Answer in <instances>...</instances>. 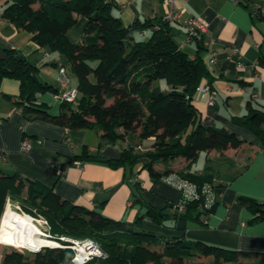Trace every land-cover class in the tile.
I'll return each mask as SVG.
<instances>
[{"label":"trees","instance_id":"obj_1","mask_svg":"<svg viewBox=\"0 0 264 264\" xmlns=\"http://www.w3.org/2000/svg\"><path fill=\"white\" fill-rule=\"evenodd\" d=\"M115 6L114 0H7L1 17L28 31L39 47L65 57L68 70L77 79L78 95L77 105L61 101L60 112L50 114L48 106L37 98L46 92L57 95L58 86L41 81L37 65L15 49L5 48L0 57V96H10L1 90L2 80H16L18 92L13 104L22 116L68 127L95 126L101 139L111 145L118 139L126 144L114 158L96 149L83 150L75 160L130 170L139 165L153 180L176 173L198 188L204 183L217 187L212 174L192 173L188 165L200 152L236 149L243 139L224 127L201 122L193 95L200 83L205 81L211 87L212 81L199 53L202 47L198 44L194 52L179 48L183 30L163 15L124 25L112 13ZM79 16L86 20L83 36L80 42H72L66 32ZM259 63L264 59L259 58ZM229 117L264 143V107L251 108L242 115L230 113ZM177 157L187 161L186 167L174 170L168 166V161ZM157 162L163 164L162 169L155 168ZM7 199L17 201L24 213L43 217L49 237L64 246L68 243L60 236L95 240L106 257L82 264H246L252 258L256 264H264V252L190 241L183 235L168 238L127 227L124 221L104 215L102 205L87 208L73 204L51 188L0 168V217ZM238 201L251 213L249 223L264 221V199L240 195ZM202 202V197L188 201L183 212L174 207L170 216L146 205L135 220L147 218L172 228L179 214L198 220L200 215L208 217L215 204L205 210ZM170 217L173 222L166 223ZM25 253H5L0 264H76L67 246ZM29 254L33 256L30 261L26 260Z\"/></svg>","mask_w":264,"mask_h":264},{"label":"crops","instance_id":"obj_2","mask_svg":"<svg viewBox=\"0 0 264 264\" xmlns=\"http://www.w3.org/2000/svg\"><path fill=\"white\" fill-rule=\"evenodd\" d=\"M6 2L0 0V57L5 48L15 49L37 65L38 78L53 87L58 86L56 63L64 64L70 86L76 87L77 79L68 70L63 55L39 47L30 39L28 31L1 17ZM114 2L117 6L112 13L124 25L146 17H160L165 11L162 0ZM174 5L177 9L184 7L187 13L207 22V31L201 38L185 46L190 52L196 51L198 44L202 47L199 53L212 75V103L207 102L208 93L193 95L202 124L224 127L243 139V144L236 149L200 152L188 165L192 173L212 174L217 184V201L206 223L193 217H179L180 214L174 222L171 217L165 221L173 222L172 228L147 218L136 221V214L144 212L146 205L170 216L180 200L179 190L161 179H151L139 165L130 170L90 161L78 167L74 157L83 150L99 149L105 157L114 158L121 148L101 139L95 126L68 127L22 116L13 104L18 83L7 78L1 82V90L11 96H6L8 106L0 103V168L5 173H16L51 188L73 204L87 208L102 205L104 215L122 220L133 229L168 238L183 235L190 241L236 250L264 252V221L249 223L251 213L238 201L240 195L264 199V143L246 127L231 122L229 117L230 113L242 115L251 108L264 107V63H259V58L264 59V0H175ZM85 23V18L79 16L67 30V38L80 42ZM238 59L244 64L241 69L236 67ZM38 99L48 106L50 114L60 112L61 101L57 95L46 92ZM23 138L30 141L26 152L20 151ZM168 164L179 170L186 167L187 161L177 157ZM154 166L160 170L163 164L157 162Z\"/></svg>","mask_w":264,"mask_h":264},{"label":"built area","instance_id":"obj_3","mask_svg":"<svg viewBox=\"0 0 264 264\" xmlns=\"http://www.w3.org/2000/svg\"><path fill=\"white\" fill-rule=\"evenodd\" d=\"M162 2L165 5L163 18L178 23L180 28L183 30V36L179 41V48H184L187 43L193 40L194 37L200 38L202 34L207 31V22L202 17L187 13L184 7L177 9L174 5L175 0H162ZM232 52L234 53L236 50L234 49ZM211 55L214 56V53H211ZM236 67L238 69L244 67L243 62L240 59L236 61ZM56 80L58 82L59 89L57 96L59 97L60 101L70 103L73 106L77 105V89L76 87L70 86V78L67 69L60 63L57 67ZM194 93L201 96L208 93L207 102L211 104L213 101V92L211 91L210 85L205 81L196 87ZM29 148L30 141L28 138H23L20 143V151L26 152L29 150ZM74 163L78 167L85 166V162L79 160H75ZM161 180L173 185L179 190L180 200L175 203L174 207L180 212L185 210V204L188 201L198 200L201 197L203 198L201 207L205 210L210 209L217 201L218 191L215 185L204 183L198 188L196 184L176 173L166 175L162 177ZM20 212L23 215L26 214L25 216L29 217L31 222L33 221L34 224L37 223V225H39V220L35 216L24 213L22 210H20ZM199 221L201 223H206L207 217L205 215H200ZM43 222H45L47 225L45 220ZM44 236H46V234ZM63 240L67 241L68 245L66 246L72 250L73 254L71 261L76 264H82L92 258L106 257L105 252L102 251L99 244L93 239L66 238Z\"/></svg>","mask_w":264,"mask_h":264},{"label":"bare ground","instance_id":"obj_4","mask_svg":"<svg viewBox=\"0 0 264 264\" xmlns=\"http://www.w3.org/2000/svg\"><path fill=\"white\" fill-rule=\"evenodd\" d=\"M44 235L29 217L16 213L8 206L4 209L0 221V242L29 250L44 245H60L58 241L48 239Z\"/></svg>","mask_w":264,"mask_h":264},{"label":"rangeland","instance_id":"obj_5","mask_svg":"<svg viewBox=\"0 0 264 264\" xmlns=\"http://www.w3.org/2000/svg\"><path fill=\"white\" fill-rule=\"evenodd\" d=\"M93 65H95V63H96V61H92L91 62ZM11 96V95H10ZM39 100V99H38ZM40 101V100H39ZM0 103H1V105L3 104V105H5V106H8L10 103H9V100H8V98L6 97V96H0ZM125 142L123 141V140H120V139H118L117 141H116V143H115V146L117 147V148H123V147H125ZM140 150V149H139ZM9 207L11 210H13V211H15L16 213H18V214H21V215H23L21 212H20V210H22L21 209V205L17 202V201H14V200H10V199H7L6 200V202H5V206H4V209L6 208V207ZM19 207V208H18ZM4 209H3V211H4ZM2 214H3V212H2ZM26 215V214H25ZM24 215V216H25ZM2 216V215H1ZM38 220H39V225H37V223H35V225H37L38 226V228L43 232V233H45L46 234V238H48V239H51V240H54V239H52L51 237H49V234H47V227H46V224H45V222H43L45 219L43 218V217H40V216H35ZM0 221H1V218H0ZM33 222V221H32ZM34 223V222H33ZM60 238H63V239H66V237L65 236H60ZM56 241V240H55ZM4 242H2V243H0V262H1V259H2V257H3V254H5V253H10V252H12L13 250H16V251H18V252H24L25 253V251H28L29 249H26V248H21V247H15V246H12V245H8V244H6V243H4ZM60 245H62L61 243H59ZM59 245V246H60ZM45 247H57V246H48V245H44V246H39L38 248H36L34 251H39V250H42L43 248H45ZM62 247H66V246H64V245H62ZM31 249V248H30ZM26 254V253H25ZM33 258V256L32 255H28V257L26 258V260H28V261H30L31 259ZM246 264H256V260L254 259L253 260V258L252 259H247L246 260Z\"/></svg>","mask_w":264,"mask_h":264},{"label":"water","instance_id":"obj_6","mask_svg":"<svg viewBox=\"0 0 264 264\" xmlns=\"http://www.w3.org/2000/svg\"><path fill=\"white\" fill-rule=\"evenodd\" d=\"M179 217H182V215L180 214ZM1 218V217H0Z\"/></svg>","mask_w":264,"mask_h":264},{"label":"clouds","instance_id":"obj_7","mask_svg":"<svg viewBox=\"0 0 264 264\" xmlns=\"http://www.w3.org/2000/svg\"><path fill=\"white\" fill-rule=\"evenodd\" d=\"M57 247H62V246H57Z\"/></svg>","mask_w":264,"mask_h":264}]
</instances>
